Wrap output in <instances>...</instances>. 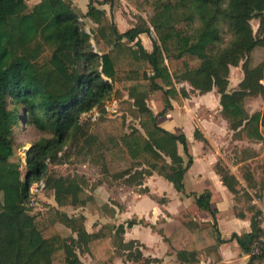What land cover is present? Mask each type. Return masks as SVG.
Segmentation results:
<instances>
[{
    "label": "trees",
    "instance_id": "trees-1",
    "mask_svg": "<svg viewBox=\"0 0 264 264\" xmlns=\"http://www.w3.org/2000/svg\"><path fill=\"white\" fill-rule=\"evenodd\" d=\"M117 1L90 0L82 16L70 0H40L32 6L27 0H0V264H58L53 259L57 252L65 256L62 264H81L77 256L66 255L55 222L48 216L31 213L28 202L31 185L43 180L46 188L54 189L59 206L78 205L81 190L74 180L48 173V165L61 160L60 155L72 139L83 144L87 153L99 152L103 156L105 144L85 125L92 120L90 112L94 108L100 112L94 122L104 119L111 130L114 125L121 130L123 148L133 163L142 167L139 185L157 173L178 192H185V175L193 164L187 137L166 128L159 119L172 107L171 99L181 103L182 97L189 95L185 90L178 92L177 82H189L200 95L217 90L221 113L233 136L251 142L264 140V109L251 114L244 103L248 95L264 93L260 82L264 65L250 69L244 64L245 77L237 89L228 90L231 66H238L256 47H264V0H127L147 18L140 14L137 23L124 32L99 7L109 3L113 8ZM178 10L183 11L184 17L175 23L173 12ZM195 15L202 21L200 29L195 27ZM255 17L260 21L257 35L251 25ZM222 21L228 22L233 38L217 50L222 40ZM88 22L91 27L86 30ZM151 29L156 36H151L154 48L149 52L140 35L150 34ZM133 46L138 48L137 63L143 66H132L129 55ZM69 51L73 63L64 56ZM190 56L200 60L197 67L192 66ZM118 88L127 92L128 100L117 102L114 112L135 111L139 120V127L129 132L124 130L122 118L107 107L113 92L121 93ZM157 90L163 91L166 103L156 113L147 100L149 93ZM22 121L50 135L40 137L29 147L24 176L20 163L12 160L14 131ZM195 137L205 145L209 143L198 127ZM179 145L187 162L177 161ZM214 169L235 200L240 180L219 161ZM69 185L72 190L65 189ZM142 192L150 194V189L143 188ZM193 195L196 205L208 211L212 219L193 236L191 248L217 253L220 244L227 240L221 235L213 193L206 189ZM64 217L71 228H77L73 220ZM192 223L197 224L189 220L187 226ZM135 224V218L127 221V227ZM79 228L81 239L85 229ZM126 229L123 224L118 227L122 235ZM153 229L165 241L172 242L174 233L168 236L164 228ZM263 236L264 228L253 216L251 231L245 235L233 233L229 240H236L250 256L248 264H264ZM255 244L258 251L253 248ZM190 251L184 248L178 255H188L190 264L198 263L197 251ZM216 258L219 261L220 257Z\"/></svg>",
    "mask_w": 264,
    "mask_h": 264
},
{
    "label": "rangeland",
    "instance_id": "rangeland-1",
    "mask_svg": "<svg viewBox=\"0 0 264 264\" xmlns=\"http://www.w3.org/2000/svg\"><path fill=\"white\" fill-rule=\"evenodd\" d=\"M116 4L117 7L114 8L113 11H115L114 14H117L118 16L121 28L125 29L137 23L140 14L143 15L144 18H147L146 13L140 12L127 0H119ZM106 10L111 15L109 6H106ZM173 15L175 23L184 17L182 10L174 11ZM194 21L196 29H200L202 21L197 15H195ZM88 23L89 24L85 25L86 30L91 27V23ZM259 24L260 21L258 18L255 17L251 20L255 35L258 34ZM219 29L222 40L217 44V50L226 47L233 38V33L229 29L228 22L222 21L219 24ZM144 36L146 45L149 46V48L151 47L150 49H153L154 47L151 41V36H156L154 30L151 29V33ZM101 47H104L105 50L108 49L104 44H102ZM64 56L69 63H73L71 51L66 52ZM129 56V58L132 59V66L140 65V63H137L139 62L137 48H134ZM190 61L193 67H197L200 64V60L197 57L190 56ZM244 64L250 69L261 68L264 65V47H256L244 56L238 66H231L228 86L229 91L237 89L239 83L245 77ZM140 66H143V64L141 63ZM260 82L264 84V78H262ZM118 89L121 93L115 90L107 101L115 109L117 108V102L122 104L124 100H128L127 92L121 88ZM182 90H185V88H181V93ZM214 92L215 95H211L210 98H202L198 101L192 100L193 96L188 95L187 97H182L184 99L189 98L186 108L188 111L193 110L197 116H193L192 123L195 128L198 127L200 129L199 124L201 119L208 118V121L206 120L205 122L210 127V139L206 136L205 137L209 143L205 145L203 141L197 140L202 142L205 149L212 144L216 149L220 148L222 156L218 155L216 162L219 161L220 163H223L228 168L227 171L233 173L240 180L238 194L231 211L233 212L232 214H236V216L246 214V216H249L250 218L253 216L257 217L261 225L263 224L264 227V140L261 142H251L249 140L234 137L233 131L228 125L225 126L222 120L223 115L221 113L222 107L220 105V94L217 90H214ZM191 93L194 97L200 95L193 89L191 90ZM148 100L150 101L149 104L154 109H156L155 106H158L157 104L162 102L163 106H165L166 103L163 91L149 93ZM244 103L246 109L251 114L256 111H263L264 93L250 94L244 99ZM113 114H117L119 118H122L121 120L124 123V130L126 132L131 131L135 126L139 127V120L135 111L122 109L118 113L114 112ZM109 117L114 118V115L109 114ZM160 120L162 121V119ZM163 123H165V121ZM21 124L22 125L16 127L14 131L15 154L12 160L20 163L22 176H24L27 170L26 157L29 147L40 137H49L50 135L49 133L40 131L34 125L24 123V121H22ZM85 125L93 133L97 134L99 140L105 144V148L101 151L103 156H101L99 152H97V155L87 153L86 149H82L83 144L72 139L67 143L68 147L64 149L63 153L60 155L61 160L56 161L55 163L51 162L48 165V173H53L55 176H65L74 180L73 182H75V186H78L81 190V199L79 200L78 205L59 206L55 200L54 189L44 187L37 194L33 204H29L28 202V207L30 208L31 213H40L44 216H48L55 222L56 227L60 230L63 237L66 255L70 257L77 256L81 264H157L161 262L162 259L156 257L159 255L150 252L151 248H153V251L155 250L157 252L155 247L149 246L148 241L126 239L124 237L126 230L122 235L120 231H118L119 225L123 224L126 228L152 229L166 228V225L170 224L169 228H175V224L176 226H180L181 224L179 222L183 219L178 216H173V220L168 221L166 216L162 213L159 215L156 213L153 216L149 215L147 211L145 214L135 217L117 215L113 205H119L120 212L124 210V206L119 203L117 197L129 193L133 188H135L140 194L148 195L149 193L142 192V189L149 187L144 185L145 180H143L140 185L138 184V181L143 178L142 171H140L141 166L134 164L133 160L126 153V150L123 148L122 142L119 139L121 137V130L118 129L116 125H114V129L111 130L104 119H100L96 122H94V120H88L85 122ZM261 131L264 135V126H261ZM178 132L179 131H177V133ZM228 132L230 133L229 136ZM211 147L213 148V146ZM192 150L196 151L193 144ZM184 156L186 160L185 162H187L188 158L185 153ZM225 157H227L230 163L225 161ZM181 160V158H178L177 161ZM133 165H135V168L133 169L137 171L132 173L133 175L131 177V170H126V172L124 170L129 169V167ZM188 183L187 186L189 189H195L199 192H203L204 187H206L204 185L193 186L191 181ZM151 185L154 186V181H151ZM71 187L72 185H69L66 186L65 189L72 190L73 187ZM159 187L166 189L164 186ZM159 187H157L159 190L157 191L158 195H156V193H150L149 195L158 202L159 206H163V204L168 201V197L167 193H164V191L161 192ZM221 204V206L224 207L223 211L229 213L228 202L226 201ZM257 209H261L263 212L257 214ZM169 215L170 217L172 216L170 213ZM64 216H68V218L73 220V224L76 225L77 228H71ZM184 217H186V215ZM133 218H135L137 224L133 227H127V221ZM206 218L212 219L208 211L203 213L202 219L200 218V220L190 219L198 225L192 223L190 226H187L189 219L183 220L186 226L180 227L185 228L184 231L179 229L174 233L173 240H171L172 244L167 242L169 247L167 252H165V255H172L174 253H177L178 255L179 251L187 248L191 250L190 252L192 253L197 251L196 258L198 259V263L203 255L210 256L211 254L213 257L212 253L208 254L203 249H200L199 252L196 248H191L194 247L193 236L199 233V228L210 224L211 219L210 221H206ZM83 226L85 234H83L80 239L78 229H81L79 227ZM87 228H90V230L93 228V232L91 231V234L88 233ZM138 232L139 231L136 230L134 233L137 234ZM143 233L144 231L142 230L140 234L142 235ZM181 233H184L183 236ZM257 246V244L253 245V248L256 251H258ZM127 254H132L133 257H129V259L126 257ZM160 254L164 255V252H161ZM136 256L139 259H134ZM178 256L180 257L181 264H190L187 261L189 259L188 255ZM190 257L195 259L194 256ZM53 259L54 262L58 264L65 262V256H61L58 252L54 255Z\"/></svg>",
    "mask_w": 264,
    "mask_h": 264
},
{
    "label": "crops",
    "instance_id": "crops-1",
    "mask_svg": "<svg viewBox=\"0 0 264 264\" xmlns=\"http://www.w3.org/2000/svg\"><path fill=\"white\" fill-rule=\"evenodd\" d=\"M40 0H28V4L32 6L33 4L39 2ZM72 1V4L76 11L79 14H85L88 10V6L90 3V0H70ZM106 6H109L111 10V15L107 12ZM101 9H104L107 13L109 18L114 19V22L116 23L118 29L120 32H124L128 30L129 28L133 27L134 25H131L128 28H121V25L118 20L117 14H114L115 11L114 8L117 7V4L114 5L113 8H111L109 3L102 4L99 6ZM148 35V33H142L140 35V39L144 45V47L149 51L152 52L153 49H150L149 46L145 43V36ZM152 41V40H151ZM130 45H133L134 43H129ZM134 48H137L136 46H133L132 51ZM138 49V48H137ZM139 59V57H138ZM111 81V79H108ZM176 87L178 92H181V88H185L189 96H193L192 100L198 101L199 99H207L210 98L211 95H213L215 92L214 90L199 95L198 97H194L192 95L191 90L193 89L192 86L187 81L177 82ZM191 89V90H190ZM161 90L154 91L158 92ZM153 94V93H152ZM215 95V94H214ZM182 102L179 103L178 101L171 99L172 107L170 109H167L166 114L161 116L159 119L164 120L165 123L162 124L175 132L179 131L180 133H185L188 144H189V151L193 156V164L188 169L186 175H185V192H178L172 183H170L168 180L164 179L162 176L158 175L157 173H154L153 175L147 176L144 180L146 186L149 187L150 193H156L158 195L159 191L157 187L164 186L166 189H163V187H159L161 192L164 191V193H167L168 201L163 204V206H159L158 202L151 197V195L147 194H140L138 193L135 188L131 189L129 193L122 194V196L117 197L119 200V203L124 206V210L120 212V206L119 205H113L116 214L117 215H125V217H135L139 215H143L148 212L149 215H157L164 214L166 216V219L168 221L173 220V216L180 217L183 220L186 219H194V220H200L202 219L203 213H205V210L200 209L196 203H195V197L193 194L200 195L202 191H197L195 189H189L187 186L191 181L193 186L195 185H204V191L206 189L210 190L213 193V201L215 207L219 209L218 212V222L219 227L221 231L222 238L227 240L226 242L220 244L218 248L217 253H213L212 256L203 255L201 256V260L198 264H248L249 255L245 254L243 250L240 248L239 244L236 240H229L233 233H238L239 235L248 233L251 231V218L249 216L245 217H238L236 214H232V207L234 205V195L226 188V186L223 185L221 178L218 173H216L214 166L216 163V160L218 158V155L222 156V151L220 148L216 149L214 145L212 144L213 148L211 146L206 147V149L203 147L202 142L198 141L195 137V126L193 125V116L197 117L196 114L193 112V110H187V101H189V98H182ZM148 105L157 113L158 111L162 110L165 106H163V103L157 104L158 106H155L156 109H154L150 104L149 100H147ZM208 118L201 119L200 122V129L204 133V135L210 139V127L205 122ZM223 123L225 126H227V120L222 118ZM208 121V120H207ZM228 132V136H229ZM192 144L195 146L196 151L192 150ZM195 152V153H194ZM179 158H181L183 162H185V156L182 145H179ZM184 158V159H183ZM225 161L227 163H230V161L225 157ZM135 165L129 167L131 170L130 176L132 177V173H135ZM231 166V165H230ZM139 167V166H138ZM234 167V166H233ZM133 169V170H132ZM137 169V168H136ZM142 167H140L141 171ZM151 181H154V186L151 185ZM168 181V182H166ZM159 185V186H158ZM156 187V188H155ZM120 198V199H119ZM228 202L229 207V213L223 211V208L221 203ZM231 209V210H230ZM169 213L172 215L170 217ZM168 215V216H167ZM186 215V217H184ZM211 218H206V221H210ZM181 220L179 223L180 226L184 227L185 224ZM172 226V225H171ZM180 226H176L175 228H169L170 224L166 225V228H164L166 235L171 236L173 233L177 232L179 229L181 231H184L185 228H181ZM180 227V228H179ZM263 227V224H262ZM264 228V227H263ZM58 229V228H57ZM144 233L141 235L140 232L142 230ZM59 230V229H58ZM139 231L137 234H135V231ZM60 231V230H59ZM88 233L93 232L90 230V228H87ZM92 231V232H91ZM184 233H181L183 236ZM124 237L126 239H139L141 241H148L149 246L155 247L157 252L153 248L150 249V252L154 253L156 256L161 260V262L157 264H181L180 257L177 255V253H174L172 255H165V252L168 250V241H164L162 239V236L158 234L153 228H127ZM151 242V244H150ZM164 252V255H161L160 253ZM217 256H219V261H215Z\"/></svg>",
    "mask_w": 264,
    "mask_h": 264
},
{
    "label": "built area",
    "instance_id": "built-area-1",
    "mask_svg": "<svg viewBox=\"0 0 264 264\" xmlns=\"http://www.w3.org/2000/svg\"><path fill=\"white\" fill-rule=\"evenodd\" d=\"M107 107L109 108L110 112L113 113L115 111V108L112 107L109 103L107 104ZM92 120H97L100 117V112L98 109L94 108L90 112ZM45 187V183L43 180L34 182L30 187V198H29V204H33V201L35 200L37 194Z\"/></svg>",
    "mask_w": 264,
    "mask_h": 264
}]
</instances>
